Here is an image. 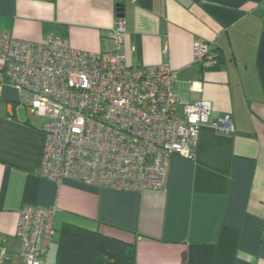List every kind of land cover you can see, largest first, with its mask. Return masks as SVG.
Listing matches in <instances>:
<instances>
[{
	"label": "crops",
	"instance_id": "0c3cea01",
	"mask_svg": "<svg viewBox=\"0 0 264 264\" xmlns=\"http://www.w3.org/2000/svg\"><path fill=\"white\" fill-rule=\"evenodd\" d=\"M119 12L126 62L167 64L177 113L202 98L211 118L230 116L232 129L203 122L193 156L170 155L163 188L102 187L70 176L56 183L39 174L44 117L18 105V89L4 84L0 264L22 262L15 227L28 203L55 206L53 239L63 222L95 228L133 241L137 264H264V1L0 0V31L30 41L62 34L73 47L100 51ZM196 41L218 54L213 67L194 60Z\"/></svg>",
	"mask_w": 264,
	"mask_h": 264
},
{
	"label": "built area",
	"instance_id": "2783aa9c",
	"mask_svg": "<svg viewBox=\"0 0 264 264\" xmlns=\"http://www.w3.org/2000/svg\"><path fill=\"white\" fill-rule=\"evenodd\" d=\"M264 1V0H263ZM124 19L116 15L100 51L73 47L62 34L41 41L0 31V94L15 86L18 105L44 117L39 174L56 183L70 176L102 187L163 188L169 157H192L199 126L232 129L227 114L210 117L199 98L175 109V72L167 64H131L123 51ZM194 60L214 61L210 44L193 43ZM55 206L22 204L15 233L21 264H45ZM2 253L0 252V255Z\"/></svg>",
	"mask_w": 264,
	"mask_h": 264
},
{
	"label": "trees",
	"instance_id": "16d2710c",
	"mask_svg": "<svg viewBox=\"0 0 264 264\" xmlns=\"http://www.w3.org/2000/svg\"><path fill=\"white\" fill-rule=\"evenodd\" d=\"M217 59L215 53L214 61L202 68L213 67ZM53 240L55 256L45 264H137L133 241L95 228L63 222Z\"/></svg>",
	"mask_w": 264,
	"mask_h": 264
},
{
	"label": "rangeland",
	"instance_id": "374dc122",
	"mask_svg": "<svg viewBox=\"0 0 264 264\" xmlns=\"http://www.w3.org/2000/svg\"><path fill=\"white\" fill-rule=\"evenodd\" d=\"M116 15H118V13H116ZM54 232H55V230H54ZM53 239V238H52ZM135 245V244H134ZM55 249V241L54 240H52L50 243H49V245H48V253H47V257H49V255L51 254V253H53L52 251ZM53 259V258H52ZM48 261H52L51 259L50 260H48Z\"/></svg>",
	"mask_w": 264,
	"mask_h": 264
},
{
	"label": "water",
	"instance_id": "95a60500",
	"mask_svg": "<svg viewBox=\"0 0 264 264\" xmlns=\"http://www.w3.org/2000/svg\"><path fill=\"white\" fill-rule=\"evenodd\" d=\"M118 10H119V9H118ZM118 15H122V13H121V12H119V13H118Z\"/></svg>",
	"mask_w": 264,
	"mask_h": 264
}]
</instances>
